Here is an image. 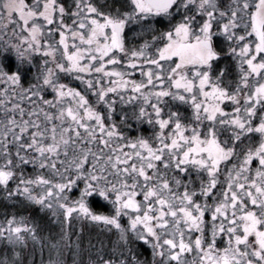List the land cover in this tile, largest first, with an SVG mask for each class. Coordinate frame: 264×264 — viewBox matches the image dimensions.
<instances>
[{
  "label": "snow or ice",
  "instance_id": "obj_1",
  "mask_svg": "<svg viewBox=\"0 0 264 264\" xmlns=\"http://www.w3.org/2000/svg\"><path fill=\"white\" fill-rule=\"evenodd\" d=\"M0 264H264V0H0Z\"/></svg>",
  "mask_w": 264,
  "mask_h": 264
},
{
  "label": "rangeland",
  "instance_id": "obj_2",
  "mask_svg": "<svg viewBox=\"0 0 264 264\" xmlns=\"http://www.w3.org/2000/svg\"><path fill=\"white\" fill-rule=\"evenodd\" d=\"M88 232H89V226H85V233L87 234ZM91 232H92L93 234H96L97 230H96L95 228H92V229H91Z\"/></svg>",
  "mask_w": 264,
  "mask_h": 264
},
{
  "label": "trees",
  "instance_id": "obj_3",
  "mask_svg": "<svg viewBox=\"0 0 264 264\" xmlns=\"http://www.w3.org/2000/svg\"><path fill=\"white\" fill-rule=\"evenodd\" d=\"M104 205V202L102 200H97V204H96V207L99 209L101 208L102 206Z\"/></svg>",
  "mask_w": 264,
  "mask_h": 264
}]
</instances>
